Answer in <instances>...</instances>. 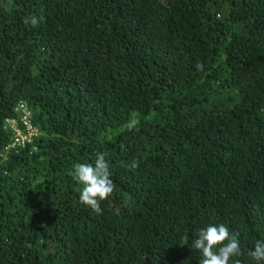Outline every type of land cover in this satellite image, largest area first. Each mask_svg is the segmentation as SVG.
I'll list each match as a JSON object with an SVG mask.
<instances>
[{"label": "trees", "instance_id": "16d2710c", "mask_svg": "<svg viewBox=\"0 0 264 264\" xmlns=\"http://www.w3.org/2000/svg\"><path fill=\"white\" fill-rule=\"evenodd\" d=\"M19 105L36 135L8 149ZM97 153L99 215L70 176ZM220 224L255 264L264 0H0V264H198Z\"/></svg>", "mask_w": 264, "mask_h": 264}, {"label": "clouds", "instance_id": "9594fccd", "mask_svg": "<svg viewBox=\"0 0 264 264\" xmlns=\"http://www.w3.org/2000/svg\"><path fill=\"white\" fill-rule=\"evenodd\" d=\"M23 23L35 28L39 25L40 18L35 15L25 16ZM138 166L139 161L134 159L127 168L135 170ZM111 175L109 162L103 153H97L94 164H73L70 176L79 188V203L99 215L100 202L110 197L116 187ZM187 244L188 238L184 237L180 246ZM192 247L200 253L198 264H228L232 257L243 255L238 234L230 233L224 224L209 225L199 230ZM247 255L255 264H264V240H257ZM235 264H240V261L237 260Z\"/></svg>", "mask_w": 264, "mask_h": 264}, {"label": "built area", "instance_id": "2783aa9c", "mask_svg": "<svg viewBox=\"0 0 264 264\" xmlns=\"http://www.w3.org/2000/svg\"><path fill=\"white\" fill-rule=\"evenodd\" d=\"M17 111L22 115L20 122L24 130L20 131L19 128L16 127V122L14 120L6 121L9 128L13 131L14 135L11 145L7 147L8 149L24 147L26 144L30 143L32 138L36 135V130L34 129V127H32L29 113L27 112L25 107L23 105H19Z\"/></svg>", "mask_w": 264, "mask_h": 264}]
</instances>
